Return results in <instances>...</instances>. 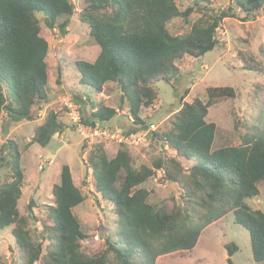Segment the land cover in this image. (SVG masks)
<instances>
[{
	"label": "trees",
	"instance_id": "trees-1",
	"mask_svg": "<svg viewBox=\"0 0 264 264\" xmlns=\"http://www.w3.org/2000/svg\"><path fill=\"white\" fill-rule=\"evenodd\" d=\"M210 3L193 0L191 6L179 10L174 0H82L77 7L71 0H0V113L12 120L36 118L47 97L49 48L40 35L37 13H42L47 28L57 27L62 33L76 14L100 48L94 59L74 61L78 83L92 92H110L117 86L120 100L126 102L141 132L145 122L140 111L158 97L155 82L162 79L175 90L171 79L181 72L178 60L214 49L216 31L225 17L232 16L233 7L248 15L264 6V0H230L228 8L213 10L207 6ZM194 9L201 15L187 31H169L166 25L171 19L181 17L188 23ZM258 51L264 59V39ZM240 60L242 69L264 75L260 60L242 52ZM205 95V100L194 96L190 101L181 96L179 107L170 114L169 127L150 131L175 155L157 158L150 165H135L125 144L111 157L105 152L106 141L90 150L86 161L94 190L112 203L117 218L115 238L108 235L105 247L94 252L82 246L90 236L72 208L85 196L66 163L51 188L53 200L44 210L41 240L32 238L28 216L18 208L24 180L21 150L12 139L1 144L0 167L7 168V176L0 185V230L11 227L18 252L14 263L156 264L162 254L193 250L202 231L230 212L234 222L248 231L252 259L264 262V211L246 201L260 194L259 183L264 182V122L247 128L239 144L214 147L216 125L205 119L208 107L236 93L233 86L223 85L208 86ZM89 105V116L81 113L84 123L105 125L117 114L116 108L100 99L89 100ZM64 127L56 110L50 108L29 143L45 147ZM182 159L191 164L185 166ZM157 170L162 173L160 181L177 185L181 201L172 199L159 206L148 201L150 190L142 184ZM225 247L227 264H234L231 256L238 245L229 242Z\"/></svg>",
	"mask_w": 264,
	"mask_h": 264
},
{
	"label": "rangeland",
	"instance_id": "rangeland-1",
	"mask_svg": "<svg viewBox=\"0 0 264 264\" xmlns=\"http://www.w3.org/2000/svg\"><path fill=\"white\" fill-rule=\"evenodd\" d=\"M71 1L75 7L82 2ZM174 1L179 10L193 4V0ZM230 4V0H211L207 6L216 10L226 9ZM231 14L232 16L221 21L216 31L217 44L214 49L200 57L185 56L178 60L181 72L171 79L176 85L175 90L162 79L155 82L158 97L153 105L141 109L140 116L145 122V127L139 132V125L130 116L126 102L120 100L117 86L113 85L110 92H92L87 86L78 83L79 73L74 61H90L100 49L90 36L87 25L74 14L69 19L66 32L62 33L57 27L47 28L42 13H37L41 25L40 35L46 39L49 47L45 58L48 73L47 97L41 102L37 116L32 121L12 120L4 112L0 113V146L12 139L21 150L20 165L23 168L24 180L18 208L22 214L28 216V226L33 239L41 240L44 210L52 203L51 188L59 181L60 168L64 163L69 165L75 185L85 196L83 202L72 208L82 230L90 236L82 241L84 249L94 252L105 247V238L108 235L115 238L117 218L113 205L95 192L91 170L86 161L90 150L94 149L97 143L87 144L82 140L67 114L66 102L72 101L80 105V115L82 113L86 117L91 112L89 100L100 99L108 106L116 108L117 114L105 125L125 136H141L135 144L122 143L131 152L135 165H150L157 158L175 155L174 150L163 146L151 136L150 131L153 129L149 125L152 123L157 129L168 128L170 114L179 107L181 96L187 101L194 96L205 100V90L208 86L230 85L236 93L234 98L208 107L205 119L216 125L214 147L237 145L247 128L253 123L264 122V75L242 69L240 60L242 52L264 64V59L258 51L264 39V6L248 15L233 7ZM200 15L201 13L194 9L188 15V23L181 17H174L166 26L173 34L183 33ZM50 108L56 110L59 120L65 124L64 129L53 135L51 142L45 147L36 143L30 144L35 126L41 123L45 112ZM122 144L114 140L104 142L108 157L113 156ZM181 161L185 166L191 164L189 160ZM161 174V171L157 170L154 176L142 184L150 190L148 201L155 206L172 199L181 201L177 185L160 181ZM6 176L7 168L0 167V185ZM259 189L258 196L246 201L252 208L264 211V182L259 183ZM29 202L31 210L28 209ZM10 229L9 226L0 230V258L3 264H15L14 262L18 261V252ZM229 242L238 245V249L231 256L234 264H264L252 259L248 231L234 222L232 212L202 231L193 250L162 254L157 257L156 264H227L225 244Z\"/></svg>",
	"mask_w": 264,
	"mask_h": 264
},
{
	"label": "built area",
	"instance_id": "built-area-1",
	"mask_svg": "<svg viewBox=\"0 0 264 264\" xmlns=\"http://www.w3.org/2000/svg\"><path fill=\"white\" fill-rule=\"evenodd\" d=\"M67 105V114L76 126V130L81 136L82 140L87 144L99 143L100 141L114 140L119 144L122 143H132L135 144L138 142L141 136H125L118 130H112L107 125H104L99 122H95L94 125L84 123L81 119L79 106L72 101L66 102ZM151 129H155L154 124L149 125Z\"/></svg>",
	"mask_w": 264,
	"mask_h": 264
}]
</instances>
